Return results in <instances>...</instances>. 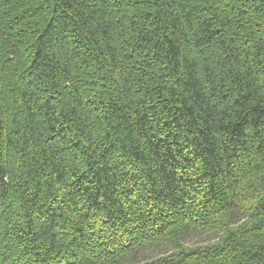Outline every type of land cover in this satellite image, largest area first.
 Instances as JSON below:
<instances>
[{"label":"trees","instance_id":"obj_1","mask_svg":"<svg viewBox=\"0 0 264 264\" xmlns=\"http://www.w3.org/2000/svg\"><path fill=\"white\" fill-rule=\"evenodd\" d=\"M0 264H264V0H0Z\"/></svg>","mask_w":264,"mask_h":264},{"label":"rangeland","instance_id":"obj_2","mask_svg":"<svg viewBox=\"0 0 264 264\" xmlns=\"http://www.w3.org/2000/svg\"><path fill=\"white\" fill-rule=\"evenodd\" d=\"M214 239V236L211 235H204L202 233H197L194 234L190 237L187 238V243L191 246H195V245H203V244H208L210 243L212 240ZM143 258H147V256L145 257H140L139 259H143Z\"/></svg>","mask_w":264,"mask_h":264}]
</instances>
